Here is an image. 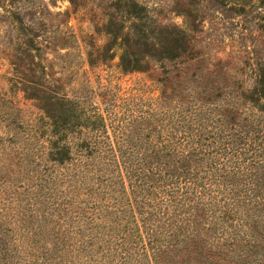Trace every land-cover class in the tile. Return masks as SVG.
Returning <instances> with one entry per match:
<instances>
[{
    "label": "trees",
    "instance_id": "obj_1",
    "mask_svg": "<svg viewBox=\"0 0 264 264\" xmlns=\"http://www.w3.org/2000/svg\"><path fill=\"white\" fill-rule=\"evenodd\" d=\"M140 29L125 73L198 54L187 31ZM260 72L237 96L187 83L139 116L32 98L43 116L19 117L0 159V264H264Z\"/></svg>",
    "mask_w": 264,
    "mask_h": 264
},
{
    "label": "rangeland",
    "instance_id": "obj_2",
    "mask_svg": "<svg viewBox=\"0 0 264 264\" xmlns=\"http://www.w3.org/2000/svg\"><path fill=\"white\" fill-rule=\"evenodd\" d=\"M133 3L147 19L134 18ZM177 28L198 54L173 64L145 58L144 72L122 70L134 32L152 37ZM260 69L264 0H0V159L15 150L9 135L18 118L43 116L32 98L56 95L88 114L139 116L187 83L214 91L220 85L232 96L250 91Z\"/></svg>",
    "mask_w": 264,
    "mask_h": 264
}]
</instances>
